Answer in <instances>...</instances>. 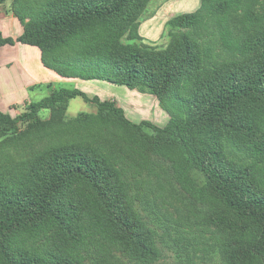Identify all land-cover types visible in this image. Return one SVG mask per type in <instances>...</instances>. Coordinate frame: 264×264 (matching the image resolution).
I'll return each mask as SVG.
<instances>
[{"label":"trees","instance_id":"obj_1","mask_svg":"<svg viewBox=\"0 0 264 264\" xmlns=\"http://www.w3.org/2000/svg\"><path fill=\"white\" fill-rule=\"evenodd\" d=\"M152 1H12L23 31L13 39L0 29V49H39L61 80L149 93L170 119L163 128L134 123L115 102L52 86L16 117L0 111V264L162 260L161 233L137 211L125 164L106 145L105 134L116 141L111 127L126 134L120 150L170 159L179 182L209 204L205 241L162 223L178 259L218 252L224 264H264V0H201L167 21L166 47L140 35ZM76 98L99 116L66 122Z\"/></svg>","mask_w":264,"mask_h":264},{"label":"rangeland","instance_id":"obj_2","mask_svg":"<svg viewBox=\"0 0 264 264\" xmlns=\"http://www.w3.org/2000/svg\"><path fill=\"white\" fill-rule=\"evenodd\" d=\"M12 1L9 0L7 5L3 6L1 10L3 15L11 14L8 13V9L11 10ZM174 2H176V15L193 13L201 6V0H153L141 17L140 29H142L144 43L157 47L168 45L170 37L166 20L175 13L172 7ZM17 56V70L20 68V61L23 65L30 63L31 67L33 56L25 54ZM38 69L39 67L35 70L37 76L40 75ZM54 88H77L85 92L90 98L98 97L102 101L115 102L134 123L148 121L163 128L170 119L169 113L155 96L149 93H141L138 90H130L103 81L82 80H61L60 83L54 85ZM30 96L31 103L38 102L50 96V90L47 87H42L35 90L34 93H30ZM25 107L26 105H22L20 107L22 110L16 112V116L20 115ZM99 114L100 111L96 104L87 102L83 98H76L68 104L65 121L71 122L78 118H95ZM50 115V112H45L42 117L50 119ZM111 128L116 134V141L108 142L109 134L103 136L107 139L106 145L113 147L117 151L116 153L119 154L118 159L123 161L119 162V165L123 166L125 164V172L132 188L130 194L135 201V207L143 218L161 233L159 243L163 251V258L157 264H186V259L177 258V248L171 242L172 237L165 233V227L162 223H168L166 220H174L177 224L189 229L188 231L191 233L204 235L205 241L211 238L210 232L206 230L204 225V217L210 209L209 204L207 202L200 203L199 199L193 195V191H189L179 182L173 162L170 159H164L156 155L144 157L139 153L128 155L126 148L120 150L118 136L126 137V134L115 127ZM147 132L150 133L149 130ZM123 143L128 144L127 141ZM126 158L127 161L125 162ZM192 176L197 180L198 185H202L203 181L198 174L192 172ZM124 264L130 263L125 261ZM189 264H224V262L218 252H213L209 255L199 253V257L195 256Z\"/></svg>","mask_w":264,"mask_h":264},{"label":"crops","instance_id":"obj_3","mask_svg":"<svg viewBox=\"0 0 264 264\" xmlns=\"http://www.w3.org/2000/svg\"><path fill=\"white\" fill-rule=\"evenodd\" d=\"M175 6L176 2L172 3L175 12L172 17L177 16ZM0 29L5 37L13 39H17L23 31L21 23L13 14L3 15L2 11H0ZM140 35L142 36V29H140ZM23 54L34 57L31 65L33 68L30 67V63L23 65L20 61V68L16 69L18 62L16 56ZM38 67L39 76L35 75ZM60 82L61 79L55 72L43 66L39 49L21 44L7 45L0 49V111L15 117L16 112L22 110L20 108L22 105L31 103L30 93L42 87L54 88V85ZM49 90L51 91L50 88Z\"/></svg>","mask_w":264,"mask_h":264}]
</instances>
